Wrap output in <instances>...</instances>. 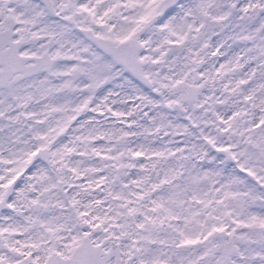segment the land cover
Listing matches in <instances>:
<instances>
[{
  "label": "snow or ice",
  "instance_id": "6c2138e0",
  "mask_svg": "<svg viewBox=\"0 0 264 264\" xmlns=\"http://www.w3.org/2000/svg\"><path fill=\"white\" fill-rule=\"evenodd\" d=\"M0 264H264V0H0Z\"/></svg>",
  "mask_w": 264,
  "mask_h": 264
}]
</instances>
